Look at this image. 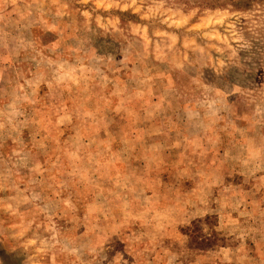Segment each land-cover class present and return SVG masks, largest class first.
I'll use <instances>...</instances> for the list:
<instances>
[{"label": "rangeland", "instance_id": "obj_1", "mask_svg": "<svg viewBox=\"0 0 264 264\" xmlns=\"http://www.w3.org/2000/svg\"><path fill=\"white\" fill-rule=\"evenodd\" d=\"M0 0V264H264V3Z\"/></svg>", "mask_w": 264, "mask_h": 264}, {"label": "trees", "instance_id": "obj_2", "mask_svg": "<svg viewBox=\"0 0 264 264\" xmlns=\"http://www.w3.org/2000/svg\"><path fill=\"white\" fill-rule=\"evenodd\" d=\"M231 3L232 7L237 11L249 10L255 3H264V0H223ZM222 1V2H223Z\"/></svg>", "mask_w": 264, "mask_h": 264}]
</instances>
